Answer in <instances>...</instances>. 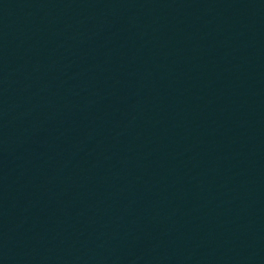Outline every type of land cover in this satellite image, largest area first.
<instances>
[{
  "label": "water",
  "instance_id": "1",
  "mask_svg": "<svg viewBox=\"0 0 264 264\" xmlns=\"http://www.w3.org/2000/svg\"><path fill=\"white\" fill-rule=\"evenodd\" d=\"M0 264H264V0H0Z\"/></svg>",
  "mask_w": 264,
  "mask_h": 264
}]
</instances>
